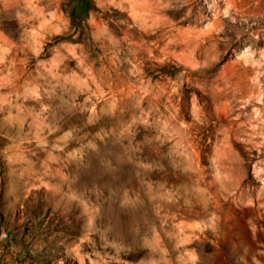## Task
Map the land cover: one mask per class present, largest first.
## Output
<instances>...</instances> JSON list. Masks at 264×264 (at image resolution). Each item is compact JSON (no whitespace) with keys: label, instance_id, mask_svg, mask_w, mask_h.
Segmentation results:
<instances>
[{"label":"rangeland","instance_id":"374dc122","mask_svg":"<svg viewBox=\"0 0 264 264\" xmlns=\"http://www.w3.org/2000/svg\"><path fill=\"white\" fill-rule=\"evenodd\" d=\"M0 264H264V0H0Z\"/></svg>","mask_w":264,"mask_h":264}]
</instances>
